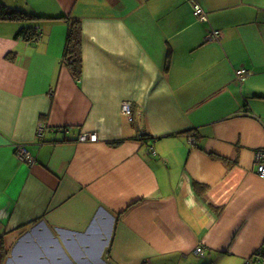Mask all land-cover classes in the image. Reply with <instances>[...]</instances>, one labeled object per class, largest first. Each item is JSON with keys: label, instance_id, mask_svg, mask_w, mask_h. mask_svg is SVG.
<instances>
[{"label": "crops", "instance_id": "0c3cea01", "mask_svg": "<svg viewBox=\"0 0 264 264\" xmlns=\"http://www.w3.org/2000/svg\"><path fill=\"white\" fill-rule=\"evenodd\" d=\"M2 1L43 18L0 21V264L260 262L264 0Z\"/></svg>", "mask_w": 264, "mask_h": 264}, {"label": "trees", "instance_id": "16d2710c", "mask_svg": "<svg viewBox=\"0 0 264 264\" xmlns=\"http://www.w3.org/2000/svg\"><path fill=\"white\" fill-rule=\"evenodd\" d=\"M43 17L34 11H30L25 7L10 6L0 0V21L21 20L31 24L23 25L16 36H24L27 41H34L40 35V27L32 24ZM64 62L70 67L76 77H79L83 68L82 55V27L79 20L75 19L70 22L68 35L66 39V47L64 54ZM145 137L144 135L142 138ZM259 253L256 252V255Z\"/></svg>", "mask_w": 264, "mask_h": 264}, {"label": "built area", "instance_id": "2783aa9c", "mask_svg": "<svg viewBox=\"0 0 264 264\" xmlns=\"http://www.w3.org/2000/svg\"><path fill=\"white\" fill-rule=\"evenodd\" d=\"M195 15L196 16H202L203 15V10L199 7L196 8L195 10ZM212 38L215 39H219L221 37V31L219 30H215L212 34H211ZM247 73V70L245 68L242 69H238L237 70V74L238 75H245ZM122 112L123 114H125L126 116H128V118L130 120H133V115H132V103L130 101H124L122 104ZM44 130H45V125L41 124L38 127V135L39 136H43L44 135ZM79 139L81 141H97L98 136L96 133H92V132H88V133H83L80 135ZM189 141L194 143L196 141V136L195 133H192L189 136ZM20 155L22 157V159H25L29 162H33V157L30 156V154L28 153L27 149L25 147H20ZM256 164H257V173L258 175L264 179V149H259L256 152ZM196 253L200 254V255H204L205 254V249L203 247V245H199L196 248Z\"/></svg>", "mask_w": 264, "mask_h": 264}, {"label": "rangeland", "instance_id": "374dc122", "mask_svg": "<svg viewBox=\"0 0 264 264\" xmlns=\"http://www.w3.org/2000/svg\"><path fill=\"white\" fill-rule=\"evenodd\" d=\"M15 21H17V20H15ZM255 260H257V259H255ZM259 260H260V262H258L257 264H264V257H261Z\"/></svg>", "mask_w": 264, "mask_h": 264}]
</instances>
